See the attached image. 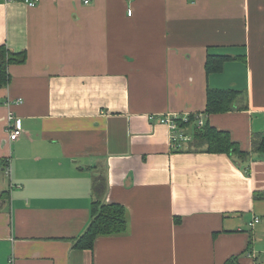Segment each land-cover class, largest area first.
Returning <instances> with one entry per match:
<instances>
[{
	"label": "crops",
	"instance_id": "1",
	"mask_svg": "<svg viewBox=\"0 0 264 264\" xmlns=\"http://www.w3.org/2000/svg\"><path fill=\"white\" fill-rule=\"evenodd\" d=\"M34 1L0 0V45L27 54L0 88V264H264V155L251 153L264 131V0ZM209 55L230 58L208 74ZM209 88L245 95L208 114ZM168 112L202 115L250 156L195 137L174 150L151 118ZM99 174L127 229L77 248Z\"/></svg>",
	"mask_w": 264,
	"mask_h": 264
},
{
	"label": "trees",
	"instance_id": "2",
	"mask_svg": "<svg viewBox=\"0 0 264 264\" xmlns=\"http://www.w3.org/2000/svg\"><path fill=\"white\" fill-rule=\"evenodd\" d=\"M26 58L27 54L25 52H15L10 50L6 44L0 45V88L9 85L12 80L9 66L14 63H23ZM229 58V56L209 55L206 63L207 73L221 71L225 61ZM244 95L243 92L235 89L209 88L207 91L206 112L215 114L231 111L237 107L236 104ZM246 107L245 104L238 106V109H245ZM193 124H195V116L190 118V127ZM194 137L199 144H206L209 152L234 154L246 160L252 152L264 155V131L254 134L251 153L242 150L239 143L232 139L228 131L219 130L210 124H206L202 128L195 127ZM0 161L2 165L6 166L7 160L2 159ZM93 186L94 198L91 205V222L87 230L75 242V246L81 249H93L99 236L123 233L128 225V213L125 206L118 203H108L104 200L107 186L103 174L96 175ZM7 196L8 191H4L0 198L5 199Z\"/></svg>",
	"mask_w": 264,
	"mask_h": 264
},
{
	"label": "built area",
	"instance_id": "3",
	"mask_svg": "<svg viewBox=\"0 0 264 264\" xmlns=\"http://www.w3.org/2000/svg\"><path fill=\"white\" fill-rule=\"evenodd\" d=\"M91 0H84L85 3H89ZM29 5L35 6L36 1L27 0ZM17 102H22V100H17ZM153 120L159 123H163L170 128V145L174 150H179L188 142H191L194 138V132H190L189 124L191 115L189 114H176L168 112L166 114L151 116ZM196 127L202 128L205 125V121L202 115L195 116ZM5 130L7 132L8 138L11 141L17 140L23 133V126L21 118L13 111L10 110L7 115V121ZM6 174H11V164L7 160V164L4 167ZM260 219L256 218L255 222H259Z\"/></svg>",
	"mask_w": 264,
	"mask_h": 264
},
{
	"label": "rangeland",
	"instance_id": "4",
	"mask_svg": "<svg viewBox=\"0 0 264 264\" xmlns=\"http://www.w3.org/2000/svg\"><path fill=\"white\" fill-rule=\"evenodd\" d=\"M2 172L6 173L5 170L2 171ZM4 173L2 174V175H3V178H4V179H8L9 174H4Z\"/></svg>",
	"mask_w": 264,
	"mask_h": 264
}]
</instances>
